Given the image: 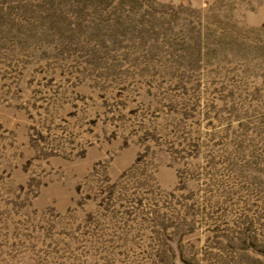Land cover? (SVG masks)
<instances>
[{
  "label": "rangeland",
  "instance_id": "rangeland-1",
  "mask_svg": "<svg viewBox=\"0 0 264 264\" xmlns=\"http://www.w3.org/2000/svg\"><path fill=\"white\" fill-rule=\"evenodd\" d=\"M0 264H264V0H0Z\"/></svg>",
  "mask_w": 264,
  "mask_h": 264
}]
</instances>
